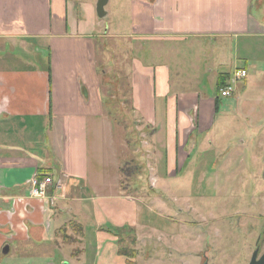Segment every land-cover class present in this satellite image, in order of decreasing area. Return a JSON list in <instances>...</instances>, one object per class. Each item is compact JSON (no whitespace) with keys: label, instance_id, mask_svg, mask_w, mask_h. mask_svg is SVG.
<instances>
[{"label":"crops","instance_id":"1","mask_svg":"<svg viewBox=\"0 0 264 264\" xmlns=\"http://www.w3.org/2000/svg\"><path fill=\"white\" fill-rule=\"evenodd\" d=\"M97 1L0 0V264L11 245L26 256L56 246L73 218L93 221L99 240L111 233L113 242L111 231L135 217L121 186L126 158L139 155L142 167L158 158L165 176L176 175L194 151L210 149L205 135L221 110L246 103L248 113L257 103V112L264 102V86L252 90L264 73V0H123L132 17L127 34L97 30ZM110 36L128 38L129 52L144 57L121 93L116 81L125 75L102 69ZM98 40L105 51L95 50ZM236 69L246 76L233 80ZM179 71L203 76L208 92L179 91ZM220 74L234 86L227 97L217 93ZM120 94L136 124L109 112L116 98L122 110ZM38 172L53 180L48 199L28 197Z\"/></svg>","mask_w":264,"mask_h":264},{"label":"rangeland","instance_id":"2","mask_svg":"<svg viewBox=\"0 0 264 264\" xmlns=\"http://www.w3.org/2000/svg\"><path fill=\"white\" fill-rule=\"evenodd\" d=\"M122 1L108 0L104 6L107 15L100 19L97 29L100 33L130 32L131 13ZM117 37L105 40L109 53L104 52L103 57L109 58L103 61L102 69L112 67L113 72L125 75L116 81L119 89L115 92L121 93L129 81L126 75L131 66L144 57H138L131 46L129 52L128 38ZM99 41L95 50L100 45L105 51L103 41ZM197 64L205 67L200 60ZM186 73L179 71L174 79L179 81V91L208 92L203 71L196 78ZM254 79L250 73L248 80ZM252 85L255 93L262 90L263 72ZM119 97L123 100L121 94ZM167 99L175 100L172 94ZM115 100L107 106L109 112L130 125L135 123L133 118L137 116L125 109L127 101L124 99L122 105L126 116ZM255 104L253 109L249 105L248 113L246 103L238 111L227 107L221 110L218 121L205 135L204 144L210 149L204 153L197 151L203 148L194 151L188 167L179 169L176 175L165 176L161 171L163 160L158 158L149 157L150 164L140 165L142 169L134 173L130 188L123 189L135 211L134 222L112 230L116 234L112 235L113 242L110 234L107 242H101L93 221L88 219H77L81 225L78 231L79 224L73 218L58 232L56 246L26 256L14 252L15 246L11 245L1 264H248L255 250L257 257L264 252V102H259L257 112ZM142 145L145 147V143ZM138 160L143 164L139 155ZM116 211H112L113 220L118 218ZM107 220L105 226L110 227L114 222ZM123 220L120 218L118 223ZM111 253L113 259L108 262L100 259Z\"/></svg>","mask_w":264,"mask_h":264},{"label":"built area","instance_id":"3","mask_svg":"<svg viewBox=\"0 0 264 264\" xmlns=\"http://www.w3.org/2000/svg\"><path fill=\"white\" fill-rule=\"evenodd\" d=\"M245 76H246L245 70L236 69L232 72L231 78L233 80H237ZM233 90H234L233 83L229 82V84L226 87L220 89L219 96L227 97L231 95ZM52 184H53V180L50 176H43L39 178L37 177V175H35L30 180V188L28 191V197L48 199L49 195L47 193V189Z\"/></svg>","mask_w":264,"mask_h":264},{"label":"trees","instance_id":"4","mask_svg":"<svg viewBox=\"0 0 264 264\" xmlns=\"http://www.w3.org/2000/svg\"><path fill=\"white\" fill-rule=\"evenodd\" d=\"M227 75L226 74H220L219 78H218V83H217V93L219 95V91L220 89L226 87L228 85V81L226 80ZM128 164H131V166H129ZM128 167L130 169H128ZM138 170H141V167L135 162L134 158H126V160L122 163V165L120 166V172L122 175V179H121V186L123 189H129L130 188V184H131V179L134 175L135 172H137ZM37 177H42L44 176L43 173L38 172ZM124 183H130L129 186H125ZM127 194V192H125ZM78 231L81 230V226L78 225ZM59 232V230H58ZM110 233V231H109ZM111 234V233H110ZM66 241V240H65ZM67 242V241H66ZM65 243V242H64ZM119 250H117L118 252ZM122 252V251H119ZM121 255H127L125 253L122 252Z\"/></svg>","mask_w":264,"mask_h":264},{"label":"water","instance_id":"5","mask_svg":"<svg viewBox=\"0 0 264 264\" xmlns=\"http://www.w3.org/2000/svg\"><path fill=\"white\" fill-rule=\"evenodd\" d=\"M107 1L108 0H98L96 3V13L99 18H102L106 15L104 6L106 5ZM4 250H6V248ZM257 253H258L257 250H255L252 253V256L248 264H264V252L259 257H257ZM203 264H208V263L205 261Z\"/></svg>","mask_w":264,"mask_h":264}]
</instances>
